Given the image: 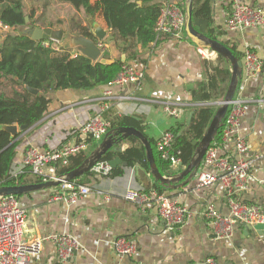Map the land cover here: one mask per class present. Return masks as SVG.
I'll list each match as a JSON object with an SVG mask.
<instances>
[{
    "label": "crops",
    "instance_id": "obj_1",
    "mask_svg": "<svg viewBox=\"0 0 264 264\" xmlns=\"http://www.w3.org/2000/svg\"><path fill=\"white\" fill-rule=\"evenodd\" d=\"M168 1L177 4L180 0H151L148 4L160 3L162 6ZM233 1L210 0L208 29L213 31L216 40L227 42L229 47L241 54L248 49L263 60L261 72L255 78L247 81L240 78L235 96L245 99V113L240 121L239 134L248 144L247 156L254 160L249 188L241 198L245 202L264 206V28L243 32L228 30L226 21ZM236 1L264 10V0ZM88 19L85 17L82 25L89 27ZM95 20L107 29L108 36L112 35L102 16L97 15ZM98 42L102 54L112 61L126 59L125 54L119 51L120 41L117 42L114 36L111 41ZM63 44L71 47L64 48L70 53H80L70 46L67 39H63ZM199 48L202 47L189 40L185 32L181 38L163 35L157 43L153 42L142 49L137 45L139 53L136 60H127L125 63L142 70L144 78L140 84L129 83L124 88H112L110 107L105 113L107 120L123 115L142 117L145 133L156 140L175 122L163 113L161 107L162 101L169 100L182 105L178 121L187 123L191 111L183 108L192 105L189 103L191 90L199 82L205 81L206 71L211 72V68L220 65L218 56L207 60ZM222 66L230 71L228 62ZM10 83L14 89L21 91L12 80ZM105 90V87H98L87 91L48 92L46 96L51 100L48 113L28 130L23 132L18 128L20 135L16 141L20 140L21 144L15 154V163L20 165L19 168L24 167L22 157L29 147L51 150L74 141L79 127L97 112ZM119 95L129 98L119 100ZM99 143H90L87 150ZM128 146L129 142H123L120 151ZM227 148L231 146H220L223 152ZM19 168L17 172L21 171ZM183 169L172 171L175 174ZM31 176L25 178L26 184H29ZM77 181L88 186L90 193L79 198L74 205L48 201L57 192V186L18 197L27 213L26 237L42 240V250L30 264H203L208 257L213 258L215 264H264V232L256 233L255 230L248 231L246 227L238 226L230 238H217L201 216L202 209L208 203L213 204L219 213L228 214L227 201L218 183L196 189L193 180L185 187L165 190L167 195L192 212V216L182 226L168 228L154 205L148 204L140 209L124 199L127 188H151L153 178L140 164H121L112 168L106 176L89 173ZM59 233L71 234L80 243V248L64 263L59 262L55 246L48 240V236ZM119 236L135 241L136 251L131 257L119 258L115 253L112 241Z\"/></svg>",
    "mask_w": 264,
    "mask_h": 264
},
{
    "label": "built area",
    "instance_id": "obj_2",
    "mask_svg": "<svg viewBox=\"0 0 264 264\" xmlns=\"http://www.w3.org/2000/svg\"><path fill=\"white\" fill-rule=\"evenodd\" d=\"M184 25V9L168 1L160 9L155 26L156 39L163 35L174 38L183 37ZM261 27L264 28L263 9L236 0L232 2L226 21L228 30L243 32L247 29ZM42 44L54 50L64 49L60 41L54 38L44 40ZM199 52L207 60L217 56L205 48H199ZM76 55V52L70 53L71 57ZM262 67L261 57L248 49L244 50L241 56L242 81L255 78L261 72ZM143 78L142 70L124 63L119 72L106 84V90L102 94L97 112L79 127L74 141L51 150L36 147H29L25 150L22 163L31 174L41 177L42 182L61 180L57 186V192L49 197V202L60 201L67 205H74L79 198L90 193V188L77 180H63L62 176L56 174V167L66 165L71 156L85 152L89 145L86 139L89 138L93 143H99L108 132L110 123L105 113L110 107V98L113 96L112 88H124L129 83L140 84ZM117 98L124 100L129 96L119 95ZM262 100L264 101V98ZM222 103L223 100H219L212 104L218 107ZM244 105L245 99L235 94L227 102L219 142H210L192 178L196 189H203L214 183L220 184L223 189L228 214L219 213L211 203L206 204L200 213L217 238H230L238 226L264 225V206L245 202L241 198V195L249 188L254 164L253 158L247 156L248 144L239 134L240 121L245 113ZM181 106L169 100L161 102L163 113L174 120L180 118ZM173 140L174 134L165 130L156 139L155 149L159 158L168 162L171 170L177 171L183 167L177 156L178 152L173 151ZM229 145L231 148H227L224 152L220 150V146ZM111 170L108 161L100 160L90 168L89 173L95 176H106ZM17 173L19 172L13 175L16 176ZM124 199L134 203L140 209H144L148 204L154 205L158 216L168 228L180 227L192 216L187 206L154 188L145 190L127 188L124 192ZM26 223L27 213L20 205L18 198L15 195H0V264H30L31 260L40 254L42 240L37 237H26ZM48 240L54 244L56 256L61 263L69 260L80 248L79 241L71 234H52L48 236ZM112 247L119 258L131 257L136 251L135 241L124 236L116 237L112 241ZM203 264H215V261L208 257Z\"/></svg>",
    "mask_w": 264,
    "mask_h": 264
},
{
    "label": "trees",
    "instance_id": "obj_3",
    "mask_svg": "<svg viewBox=\"0 0 264 264\" xmlns=\"http://www.w3.org/2000/svg\"><path fill=\"white\" fill-rule=\"evenodd\" d=\"M50 0H43L44 7ZM54 2L68 4L78 14L95 19L97 15L102 16L107 27L115 39L120 41L118 48L120 53L125 54L126 59L120 58L111 63H101L91 61L88 57L77 54L70 56V51L66 49L54 50L43 46L44 40H34L23 34L22 31H16L20 27L34 28L31 16L25 12L23 0H0V24L10 30L0 41V81L10 79L20 87L21 91L13 89L8 95L0 92V125L16 124L18 127L25 125L30 128L39 122L47 113L51 102L46 96L48 92L58 90H93L98 87H105L121 69V66L127 60H136L138 56L137 45L142 48L149 44L158 42L156 39L155 26L160 14L161 4H148L151 0H53ZM138 2H140L138 4ZM177 5L184 9V0H180ZM193 7L198 10V14L206 19L210 16V0H193ZM28 17V21H25ZM50 27V25H49ZM77 34L94 39L89 28L82 23L74 22ZM208 37L215 38L212 30L208 29ZM227 46L231 52L239 59L242 54L233 47H229L227 42H221ZM220 65L211 68V72H205V81H201L191 90V99L189 109L192 112L188 123L175 122L167 129L174 134L173 151L178 152L177 156L181 160L182 167H186L195 150L201 141L206 129L208 128L217 105L212 104L215 101L223 100L227 84L230 77V71L222 66L226 61L218 56ZM224 85V86H223ZM27 87L36 89L37 93H31ZM212 141L219 142L222 122ZM108 131L117 127L132 126L147 136L151 145L153 156L158 171L162 175H173L168 162L159 158L156 153V140L145 133L142 125L143 119L139 116H120L109 121ZM20 132L17 133V135ZM116 137L110 138L111 142L116 141ZM87 142L93 143L91 139ZM211 141V142H212ZM129 142V146L123 151L109 149L100 160L109 161L115 156H119L127 162L128 166L140 164L147 172L149 165L145 158V150L142 143L131 136L126 139H120L116 145ZM20 140L11 141L10 133L0 129V187L24 185L27 176H31L28 183H41V177L30 173L27 167H20L15 163V154ZM96 144L92 145L87 151L76 154L69 158L66 165H58L56 174L64 176L73 169L77 168L88 156ZM16 166V169H15ZM17 168L21 172L16 176ZM112 171V170H111ZM85 172L81 176H85ZM79 176V177H81ZM79 177L70 179L78 180ZM158 192L165 193L167 189H172L160 185L153 179L150 186ZM17 198L19 196H16Z\"/></svg>",
    "mask_w": 264,
    "mask_h": 264
},
{
    "label": "water",
    "instance_id": "obj_4",
    "mask_svg": "<svg viewBox=\"0 0 264 264\" xmlns=\"http://www.w3.org/2000/svg\"><path fill=\"white\" fill-rule=\"evenodd\" d=\"M139 4V2H138ZM184 14H185V25L184 32L186 37L191 40L196 45L208 49L214 52L217 56L223 58L226 62L230 64V77L227 85V89L223 98L222 105L218 106L215 114L206 129L201 141L199 142L192 159L189 164L184 167V169L173 175H162L156 166L155 159L153 156V151L151 145L147 139V136L141 131L137 130L132 126L127 127H117L114 130L108 131L100 143L91 151V153L84 159V161L77 168L73 169L66 175L62 176L63 180H70L77 178L84 174L85 172H90V168L98 161L102 155H104L109 149H114L115 151H120V145H116V142L120 139H126L128 137L137 138L145 150V158L149 165V172L152 178L157 181L160 185L166 186L172 189H177L183 186H186L190 181H192L193 176L198 170L201 160L203 158L204 152L210 142L213 140L216 132L221 125V120L224 117L227 110V102H229L236 90L237 85L241 78V60L235 56L231 50L225 46L220 41L215 38L208 37V20L198 14V10L193 7V0H184ZM89 30L91 31L94 39L85 37L78 34L77 36L70 35V37H65L62 31L52 30V28H46L41 30L39 28H30L23 31V34H26L34 40H48L49 38H54L60 41L63 48H68V45L63 44V39H67L70 46L75 47L81 55L88 57L91 61H99L101 63H111L112 60L107 56L102 54V48L99 45L98 41H111L113 35H107V29L103 28L97 23V21L89 17ZM25 21H28V17H25ZM68 46V47H67ZM71 48V47H69ZM28 91L31 93H37L36 89L27 87ZM192 112L189 113L187 118V123L190 121ZM18 128L21 131H26L27 128L25 125L18 127L16 124L12 125H0V129H3L10 133L11 141L14 142L19 137ZM115 136L117 139L114 142L110 141V138ZM111 168H115L118 165L123 164L127 166V162L122 161L119 156H115L108 161ZM61 180H50L41 183H31L24 185H14V186H2L0 187V195H15L20 196L23 194L30 193L32 191L46 189L50 187H56L60 184ZM246 230L251 231L255 230L256 233L264 232L263 224L255 225H244Z\"/></svg>",
    "mask_w": 264,
    "mask_h": 264
},
{
    "label": "rangeland",
    "instance_id": "obj_5",
    "mask_svg": "<svg viewBox=\"0 0 264 264\" xmlns=\"http://www.w3.org/2000/svg\"><path fill=\"white\" fill-rule=\"evenodd\" d=\"M25 12L33 14L31 16L34 28L44 30L52 28V30L62 31L65 37L70 35L77 36V30L74 27V22L83 23L85 18L82 14L76 13L71 7L63 3L50 0L48 5L44 7L43 0H23ZM178 3V2H177ZM50 25V27H49ZM31 27H20L16 31H24ZM89 28V27H88ZM10 30L0 24V41ZM14 86L9 79L0 82V92L10 95L13 92ZM100 142V141H99Z\"/></svg>",
    "mask_w": 264,
    "mask_h": 264
}]
</instances>
